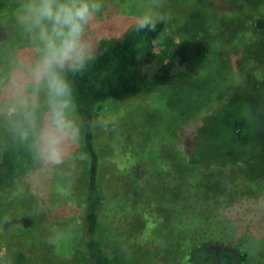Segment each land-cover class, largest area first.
Masks as SVG:
<instances>
[{
  "label": "rangeland",
  "instance_id": "1",
  "mask_svg": "<svg viewBox=\"0 0 264 264\" xmlns=\"http://www.w3.org/2000/svg\"><path fill=\"white\" fill-rule=\"evenodd\" d=\"M23 2L13 0L5 8L0 0V103L3 97L6 101L0 107V116L4 119L14 116L21 106L47 103L46 89L36 86L31 79V68L39 52L32 36L17 21ZM101 3V11L86 28L85 38L91 52L99 39L120 36L144 14L165 23L156 46L164 57L169 44L185 38H202L212 45L211 59L197 80H177L146 95L108 103L97 116L95 145L102 165H112L110 159L115 158L118 165H129L121 168L122 178L116 182L108 178L109 168L104 170L105 196L110 199L111 194L118 197L127 189L132 190L129 182V176L134 178L132 168L137 172L135 178L145 181L153 180L156 166L172 165L167 175L154 178L157 184L153 188L159 186V194L154 198L149 195L158 204L152 201L147 205L154 215L165 219V209L170 212L177 203L169 202L170 197L181 190L183 180L177 165H186L180 151L183 148L186 152L187 138L196 132L195 138L188 141L194 140L193 151L197 149L203 155L208 149H215L216 143L212 147L209 137L210 124L203 128L205 120L201 118L228 104L232 95L238 92L246 95L262 84L258 77L264 78V28L257 22L264 19V0H101ZM47 115L48 108L43 125ZM68 116L78 127L79 136L75 141L65 142L62 162L47 164L40 158L33 169L0 193V264H12L19 251L39 264H89L82 240L89 157L78 117L71 110ZM261 126L263 131L264 119ZM131 211L130 205L126 213L119 214V221L105 214L110 220H106L108 228H117L114 232L120 238L112 242L115 240L106 236L110 231L106 230L103 243L121 264H145L134 249L138 241L131 238L142 231L140 221L122 220ZM143 211L149 209L142 207L136 217ZM150 231L159 233L158 243L163 246L168 232L164 222ZM66 232L70 233L71 246L66 253L57 254L46 240L56 234L65 239ZM143 246L144 252L151 250ZM251 251L247 264H258L256 249Z\"/></svg>",
  "mask_w": 264,
  "mask_h": 264
},
{
  "label": "trees",
  "instance_id": "2",
  "mask_svg": "<svg viewBox=\"0 0 264 264\" xmlns=\"http://www.w3.org/2000/svg\"><path fill=\"white\" fill-rule=\"evenodd\" d=\"M11 1L1 0V6L10 7ZM257 24L264 28V19H258ZM164 27V22L157 21L155 30L137 31L136 23L120 36L102 37L82 70L64 72L72 90L71 111L78 117L89 157L82 215V240L88 263L121 264L115 255L107 252L103 243L106 230H110L106 236L115 240L112 242L120 238L114 232L117 228H108L106 216L119 221V214L126 213L131 205V213L122 216V220L140 221L142 231L131 238L138 241L134 249L145 264H247L251 250L255 249L260 259L258 264H264V130L261 126L264 78L259 75L258 80L263 85L258 82L254 91L232 95L228 104H222L201 118L205 120L203 128L210 124L209 137L212 147L216 143L215 149H208L204 155L197 149L195 152L192 149L194 140L192 143L188 140L195 138L196 132L187 138L186 152L183 148L180 151L186 165H177L183 180L181 190L170 195L174 198L170 197L169 202L177 203L170 212L165 209V219L157 213L154 215L147 205L153 201L150 193L153 198L159 194L160 187L153 188L157 184L154 178L167 175L172 165L156 166L153 180L145 181L136 179L137 172L132 168L134 178L129 176L132 190L127 189L118 197L111 194L110 199L105 196L104 170L109 168L108 178L116 182L122 178L121 168L129 165H118L116 158L110 159L112 165H102L95 145L98 114L108 103H122L177 80L195 81L211 59L212 45L202 38L171 43L165 57L160 55L156 46ZM1 100L0 107H4L5 98ZM46 109L47 103L34 102L21 106L10 119L0 116V193L38 164L40 157L35 142ZM33 113L35 128L30 120ZM153 204L158 203L153 201ZM142 207L149 211L136 217ZM161 221L168 227L163 246L158 243L159 233L150 231ZM68 234H64L65 239L61 234L52 236L58 237V243L52 246L55 253L64 254L71 246ZM143 245L151 250L144 252ZM128 260L133 259L128 257ZM12 264L39 262H33L26 253L19 251Z\"/></svg>",
  "mask_w": 264,
  "mask_h": 264
},
{
  "label": "clouds",
  "instance_id": "3",
  "mask_svg": "<svg viewBox=\"0 0 264 264\" xmlns=\"http://www.w3.org/2000/svg\"><path fill=\"white\" fill-rule=\"evenodd\" d=\"M102 7L101 0H24L19 6L17 21L32 36L39 52L31 68V79L47 91V120L35 142L39 157L47 164H60L65 142L78 139L79 129L68 116L73 108L72 90L64 72L80 71L92 58L85 33ZM145 29H156L151 14L138 19L136 30ZM30 120L35 128L34 113ZM46 243L54 246L58 237H49Z\"/></svg>",
  "mask_w": 264,
  "mask_h": 264
}]
</instances>
